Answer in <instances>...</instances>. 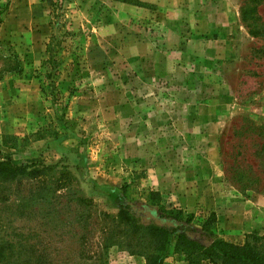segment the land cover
I'll use <instances>...</instances> for the list:
<instances>
[{
    "label": "rangeland",
    "instance_id": "obj_1",
    "mask_svg": "<svg viewBox=\"0 0 264 264\" xmlns=\"http://www.w3.org/2000/svg\"><path fill=\"white\" fill-rule=\"evenodd\" d=\"M6 48L0 157L49 166L0 181V264L145 262L174 218L264 238V0H0Z\"/></svg>",
    "mask_w": 264,
    "mask_h": 264
},
{
    "label": "trees",
    "instance_id": "obj_2",
    "mask_svg": "<svg viewBox=\"0 0 264 264\" xmlns=\"http://www.w3.org/2000/svg\"><path fill=\"white\" fill-rule=\"evenodd\" d=\"M51 40L47 46L49 55H51L52 46L55 45V38L52 37ZM6 49H8L6 50L7 53L0 50V80L6 74L21 73L23 70V64L18 53L11 48ZM48 62H51L53 66L55 64L52 57ZM39 164L43 167L49 166L44 165L43 162L17 163L8 157H0V181L22 175L37 174L41 172ZM115 198L117 197L115 196ZM122 208H126V206ZM175 217L179 219V212L178 216ZM144 230L155 239V244L158 246V252L145 256L144 264H162L164 253L174 237L176 248L185 254L192 264H197L203 259L212 261L214 264H264V238L261 236L250 235L241 244L212 238L208 245H203L195 239L188 238L186 233L194 230L190 226L182 225L172 230L158 226H144ZM203 233H199L200 237L210 239L205 230ZM8 264H11V262H8Z\"/></svg>",
    "mask_w": 264,
    "mask_h": 264
},
{
    "label": "water",
    "instance_id": "obj_3",
    "mask_svg": "<svg viewBox=\"0 0 264 264\" xmlns=\"http://www.w3.org/2000/svg\"><path fill=\"white\" fill-rule=\"evenodd\" d=\"M155 210H156V208L149 207V208L145 209L143 212L145 214H147L148 216H150V218H152L154 223L157 224V225H163L164 223L167 224V225L171 224L170 222L162 220L159 217H157L156 214H155ZM189 237L190 238H200V235H199V233L196 232L195 235L189 234ZM210 242H211V239H202V243L204 245H208Z\"/></svg>",
    "mask_w": 264,
    "mask_h": 264
},
{
    "label": "flooded vegetation",
    "instance_id": "obj_4",
    "mask_svg": "<svg viewBox=\"0 0 264 264\" xmlns=\"http://www.w3.org/2000/svg\"><path fill=\"white\" fill-rule=\"evenodd\" d=\"M158 215H159L158 217H159L160 219H162V220H163V219H170V218H165L164 216H161V214H158ZM169 221H171V220H169ZM173 223H174V225H173V226H174V228H176V227H178V226H182V225H183V223H181L180 221H178V220H177V219H175V218H174V221H173ZM164 224H165V223H164ZM162 226H163V225H162ZM164 226H165V225H164ZM165 227H166V226H165Z\"/></svg>",
    "mask_w": 264,
    "mask_h": 264
},
{
    "label": "crops",
    "instance_id": "obj_5",
    "mask_svg": "<svg viewBox=\"0 0 264 264\" xmlns=\"http://www.w3.org/2000/svg\"><path fill=\"white\" fill-rule=\"evenodd\" d=\"M135 263H136V264H144L145 262L140 260V261H138V262L135 261Z\"/></svg>",
    "mask_w": 264,
    "mask_h": 264
}]
</instances>
